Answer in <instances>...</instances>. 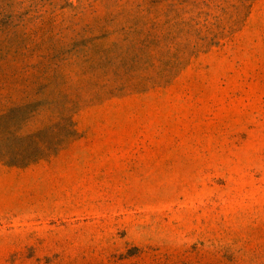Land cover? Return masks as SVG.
<instances>
[{
  "label": "rangeland",
  "instance_id": "obj_1",
  "mask_svg": "<svg viewBox=\"0 0 264 264\" xmlns=\"http://www.w3.org/2000/svg\"><path fill=\"white\" fill-rule=\"evenodd\" d=\"M0 264H264V0H0Z\"/></svg>",
  "mask_w": 264,
  "mask_h": 264
}]
</instances>
